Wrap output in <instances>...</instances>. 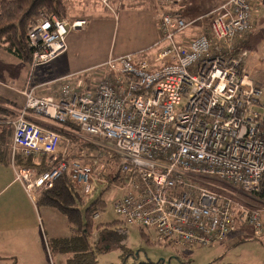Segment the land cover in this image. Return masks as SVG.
Instances as JSON below:
<instances>
[{
  "label": "built area",
  "instance_id": "2783aa9c",
  "mask_svg": "<svg viewBox=\"0 0 264 264\" xmlns=\"http://www.w3.org/2000/svg\"><path fill=\"white\" fill-rule=\"evenodd\" d=\"M98 1L117 19L111 0ZM159 1L176 7L183 0ZM154 17L159 34L148 47L108 55L93 67L92 81L76 74L53 79L47 94L32 85L34 68L64 51L67 34L86 21L41 14L29 26L30 71L11 146L50 158L46 171L17 169L15 178L32 197L64 174L90 202L109 205L123 224L147 229L154 242L173 248L207 246L245 227L264 239V202L245 204L206 183L256 195L264 175V82L255 78L264 60L240 46L251 6L226 0L194 18L158 6ZM196 23L198 32L184 36ZM28 113L76 124L104 148L96 150L99 159L86 158L85 149L68 156L60 133Z\"/></svg>",
  "mask_w": 264,
  "mask_h": 264
},
{
  "label": "rangeland",
  "instance_id": "374dc122",
  "mask_svg": "<svg viewBox=\"0 0 264 264\" xmlns=\"http://www.w3.org/2000/svg\"><path fill=\"white\" fill-rule=\"evenodd\" d=\"M247 1L251 6V28L240 46L258 52L264 60V0ZM64 2L67 5L64 19L72 21L71 19L75 17H81L80 19L85 17L86 23L80 29L68 34L67 49L62 51L56 59L34 68L32 72L34 80L41 76L49 79L51 76L58 75L60 70H74L76 71L74 74L78 75L76 78L92 81L94 74L92 66L102 63L108 55L116 56L137 52L148 47L156 33L158 36L159 29L154 17L158 6L164 10H178L182 4L180 3L176 7L172 5L165 7L163 2L159 1L157 4V0H111L110 5L114 6V12L117 10L116 19L113 12H109L106 6L95 0H64ZM8 59L15 64V75L5 81H0V96L19 104L23 98L15 94L14 88H17L18 82L26 75L25 64L11 56H8ZM20 67H23L22 71ZM255 78L259 82H264V66L259 73L255 74ZM7 91L11 92L12 96L8 97L5 94ZM4 116V113L0 112V117ZM37 118L46 123L56 124L53 120L41 115H37ZM0 127L2 129V126ZM75 133L82 140L80 143L87 141V137L79 131ZM60 135L61 147L65 146L68 156L74 154L69 151L70 149L81 148V151L86 148L77 145L70 138ZM100 143L102 142L100 141ZM97 149L104 150L102 147H97ZM89 150L91 148L86 150L87 158L92 154L96 155V159H99L98 150H91L90 153ZM41 156L43 155H40L39 158ZM45 161H48L47 156ZM12 168L9 157L7 163L0 164V204L15 202L18 205L17 209L15 207V211H12L14 215L12 213L11 219L7 223L15 229L20 225L18 220L27 221L30 235L42 237L45 246L46 239L53 233L52 229L48 228V219L44 216L45 209H36V206L26 198L25 194L23 195L18 190V187H21L18 181L13 183V186L5 184L8 179L14 178ZM47 169L48 164L44 171ZM207 182L221 194L231 196L245 204L261 206L262 202L258 201L253 194H245L239 188L214 179L206 180ZM104 188L101 185L98 189H102L104 192ZM106 188H110V186ZM98 203L102 202L98 201ZM102 204V210L97 211L98 218H94L92 215L94 226L89 238V243L95 252L96 264H120L122 260L125 264L148 261L154 263L161 261L162 264L169 262V264H264V239L253 237L252 232L246 227L234 231L225 240L191 250H182L157 244L153 240L151 231L123 224L109 205ZM62 222L65 226V218L62 219ZM236 236L238 237L237 241L230 243V239L236 238ZM46 255L51 264H56L54 257L49 256L48 253Z\"/></svg>",
  "mask_w": 264,
  "mask_h": 264
},
{
  "label": "trees",
  "instance_id": "16d2710c",
  "mask_svg": "<svg viewBox=\"0 0 264 264\" xmlns=\"http://www.w3.org/2000/svg\"><path fill=\"white\" fill-rule=\"evenodd\" d=\"M65 13L66 6L64 0H1L0 48L20 61L26 64L29 63L31 58V50L27 46V30L29 26L41 14L56 15L59 18H65ZM0 110H2L1 107ZM28 118L36 124L70 138L77 145L86 147L84 148L86 150L88 148L97 150V146L91 142L83 141L80 143L82 140L75 133L79 129L74 123H58L54 121L56 124H51L43 122L38 118ZM9 130L10 126L6 127V124L2 126V129L0 127V163L5 162V155H7L6 133ZM73 149L69 151L75 154L80 152L81 148ZM91 150H89V153ZM45 157V155L40 157V165L45 167L42 170L38 169V163H36L35 158L32 156L16 155L14 157V163L20 169H33L36 171V174H39L47 167ZM104 176L108 177L107 174ZM255 196L258 201L264 202V175L260 184V190ZM37 205L50 207L59 211L66 218L71 230H73L68 237L62 240H55L51 245L48 244L50 254L52 252H61L66 256L65 264H96L95 252L92 249L91 243H89V238L94 226L92 215L102 210L103 204L98 203V201L89 202L85 195L70 185L67 177L63 174L52 183L50 188L42 192L37 201ZM120 264H125V262L122 260ZM137 264L162 263L161 261L155 263L148 261Z\"/></svg>",
  "mask_w": 264,
  "mask_h": 264
},
{
  "label": "crops",
  "instance_id": "0c3cea01",
  "mask_svg": "<svg viewBox=\"0 0 264 264\" xmlns=\"http://www.w3.org/2000/svg\"><path fill=\"white\" fill-rule=\"evenodd\" d=\"M95 1L99 3L98 0H95ZM224 1H226V0H184L183 3L180 5L178 11L181 12V14L187 18L204 16L209 11L214 10L217 6H219ZM64 4L67 8L66 2H64ZM80 18L81 17H75L71 20L73 21V20H77ZM84 19H85V17H84ZM199 26H200V24L196 23L193 26V30L187 29L185 31L184 36H191L192 34L197 33L198 30H196V29L199 28ZM69 33H71V32H69ZM68 34H67V36H68ZM187 34H189V35H187ZM67 36H66V38H67ZM157 38H158V36L156 33L153 40H151V43H153ZM66 47H67V44H66ZM8 56H11L12 58L14 57V56L10 55L9 53H7L6 51H4L3 49L0 48V81H5V79H8V78L15 75L14 74L15 73L14 72L15 71V64L13 63V61H10V59H8ZM15 59H17V58H15ZM55 59H56V57H55ZM17 60H19V59H17ZM24 64H25L24 65L25 66L24 71H26L25 72L26 75L24 78H22L21 81L18 82L17 88L16 87L14 88L15 94H17L18 96H22L20 94V91L22 90L24 83H25V80L27 78V75L30 71L29 63H27V64L24 63ZM100 64L98 63L95 66H98ZM92 67H94V66H92ZM20 69L22 71L23 67H20ZM78 71H80V70H78ZM74 73H76V71H74V70H72V71L60 70V71H58V75L51 76L49 79H46L43 76H41V77H36L34 80L33 76H32V85L37 86V89H36L37 93L47 94L48 89L50 87V85L47 84L49 81L56 79V78H59V77H65V76H68V75H71ZM49 93L56 95V91L54 90V88L52 90H50ZM5 94L8 97L10 95L12 96V93L8 92V91L5 92ZM11 98H13V97H11ZM23 103H24V100H22L21 102H19V104H17L15 101L10 100L9 98H3L0 96V107L2 108V110H0V112H3L5 115L4 117H0V126H3L4 124H6V127L10 126V130H9L8 134H6L7 135V150H6L7 155H5V163H7L8 157H9V160H11L12 167H13L12 169H13L14 178L8 179L5 182V184H7V185L11 184V186L14 185L13 183L18 181L15 178V170H17L19 168L14 163V157L16 155L26 156V155H23L22 153H20L18 151L13 152L12 146H11L12 135H13V124H14L15 119L19 115V112L21 111V109L23 107ZM28 117L37 118V115L32 114V113H28ZM29 156H32L35 158L36 163H38V169L39 170H42L43 168H45V167H42V165H40V163H41V160L39 158L40 155H29ZM45 156H47V155H45ZM47 157H48V159L50 158L49 156H47ZM46 162H48V161H46ZM32 171H33V173L36 172L34 170H32ZM36 175H38V174H36ZM18 183L21 184L19 181H18ZM19 186H21V187L20 188L18 187V190H20V192L23 195L25 194L26 198L34 206H36V209H39V208L45 209L44 216L47 217L48 228L52 229L53 233L51 234V236H49L48 239H46V245L44 246L42 237H38V236L32 237L30 235L29 225H28L27 221L18 220V222H20V225L17 226L15 229L13 228V226H10L7 223L8 220L11 219V215L13 213L12 211H15V207L17 209V207H18L17 203L6 202L4 204L3 203L0 204V264H51L47 258V255H46L47 253L49 256H52L55 258L56 264H65L66 256L64 254H62L61 252H52L50 254L48 244L51 245V243H54L55 240H62L63 238L68 237L73 232V230H71V227L67 223V221H66V225L63 226L62 219H64L65 217L63 218L62 214L59 211H57L56 209L50 208V207L37 205V201H38L40 195L42 194L43 189L36 191L35 195L30 197L25 192L22 184ZM16 213L17 212H15V215H17ZM13 215H14V213H13ZM37 219L39 221V218H37ZM65 220H66V218H65ZM237 236H236V238L232 237L230 239V243L236 242V240L238 239Z\"/></svg>",
  "mask_w": 264,
  "mask_h": 264
}]
</instances>
